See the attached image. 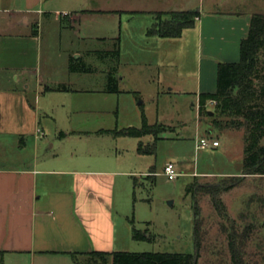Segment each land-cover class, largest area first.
I'll return each instance as SVG.
<instances>
[{
  "label": "crops",
  "instance_id": "1",
  "mask_svg": "<svg viewBox=\"0 0 264 264\" xmlns=\"http://www.w3.org/2000/svg\"><path fill=\"white\" fill-rule=\"evenodd\" d=\"M81 1L57 0L56 7L52 0H0V264H75L72 253L122 252L116 237L121 193L131 180L136 184V175L154 174H136L119 152L62 149L77 136L65 133L64 126L88 113L111 112V100L127 80L118 63L101 69L89 65L90 57H108V46L113 50L119 37L87 32L84 22L112 11L87 9ZM200 4L193 27L180 37L147 36L152 17L135 44L136 56L149 50L155 56L145 65L158 67L169 65V52L160 61L156 53L164 46L169 51V39L193 42L201 57L197 103L200 94L215 92L217 64L239 60L240 42L256 14L235 3L221 11ZM95 43L107 47L93 49ZM71 64L81 70L71 71ZM96 70H104L99 87L87 89ZM113 70L118 92L108 93ZM160 78L158 71L146 77ZM57 86L66 90L56 91ZM95 97L102 101L87 100ZM105 137L120 138L102 136V141Z\"/></svg>",
  "mask_w": 264,
  "mask_h": 264
},
{
  "label": "rangeland",
  "instance_id": "2",
  "mask_svg": "<svg viewBox=\"0 0 264 264\" xmlns=\"http://www.w3.org/2000/svg\"><path fill=\"white\" fill-rule=\"evenodd\" d=\"M50 3L59 7L57 0ZM81 3L87 9L112 11L83 25L87 32L93 29L95 35L103 31L119 37L117 70L127 80L111 100L114 106L111 112L88 113L64 126L65 133L77 136L62 149L113 156L119 152L136 174L154 173L144 177L138 174L135 187L131 180L124 193L120 190L122 218L116 220L118 249L128 253L193 254L197 220L200 246L196 264H233L229 234L237 236L236 247L244 264H264V177L242 175L243 129L225 128V122L220 120L215 125L217 118L210 101L199 116L195 75L201 57L196 46L191 41L183 45L169 39V51L164 46L156 52L159 61L160 56L169 52V65L158 64V67L145 65L155 56L149 50L147 54H135L138 52L135 44L141 40L152 17L154 22L165 21L170 18L169 13L196 10L200 3L205 10L221 11L235 3L243 11L264 14V0H82ZM93 45V49L107 47ZM108 48L112 50L111 45ZM111 58L112 54L104 60L94 56L88 63L98 69L115 67ZM101 71L104 70L94 71L92 85L89 81L85 83L87 89H98ZM156 71L161 74L159 82L146 79ZM101 98L87 100L99 102ZM143 119L148 125L157 126V139L147 135L140 139L105 137L106 141H102V136H118L117 131L140 129ZM204 137L219 141L220 146L196 150L198 140ZM138 144L154 148L153 153L139 155ZM165 163L176 166L179 176L174 181L164 176ZM232 184L235 185L227 189ZM213 187L218 190L207 191ZM212 194L222 201L227 216L213 207ZM134 230L148 239L133 240Z\"/></svg>",
  "mask_w": 264,
  "mask_h": 264
},
{
  "label": "trees",
  "instance_id": "3",
  "mask_svg": "<svg viewBox=\"0 0 264 264\" xmlns=\"http://www.w3.org/2000/svg\"><path fill=\"white\" fill-rule=\"evenodd\" d=\"M165 21L154 22L147 29V36L159 38H178L185 29L192 28L199 17L197 10H185L169 13ZM119 38L114 41L112 54L113 63L119 59ZM80 64H71L70 70H81ZM115 68V67H113ZM56 91H65L64 86H57ZM108 93L118 92V81L114 70L108 76ZM214 102V119L224 121L225 128L243 129L244 151L242 175L264 177V14H253L250 18L247 35L239 46V60L235 63H218L216 69V89L212 94L198 96L199 116L203 115L207 102ZM157 126H150L143 119L140 129L127 128L117 131L119 137L140 139L147 135L156 137ZM154 148H143L138 144L137 153L150 155ZM134 185H136L134 183ZM235 184L227 186L231 189ZM207 189V188H206ZM217 191L218 187L208 188ZM213 207L226 215L222 201L212 194ZM196 208V216H198ZM197 220L194 226L196 250L193 254H161V253H128V252H90L70 254L75 264H196L199 257L200 241L197 234ZM135 241L148 239L144 234L134 230ZM237 236L229 234L228 244L233 264H244L242 253L236 247Z\"/></svg>",
  "mask_w": 264,
  "mask_h": 264
},
{
  "label": "built area",
  "instance_id": "4",
  "mask_svg": "<svg viewBox=\"0 0 264 264\" xmlns=\"http://www.w3.org/2000/svg\"><path fill=\"white\" fill-rule=\"evenodd\" d=\"M211 104H215L210 101ZM219 146V142L216 140H211L210 138H200L196 145V150H207L214 149ZM163 174L168 181H174L178 176L179 172L176 169V166L172 163H166L163 167Z\"/></svg>",
  "mask_w": 264,
  "mask_h": 264
}]
</instances>
